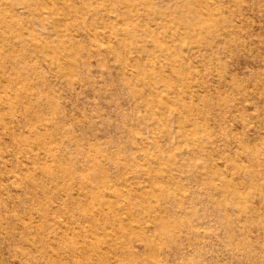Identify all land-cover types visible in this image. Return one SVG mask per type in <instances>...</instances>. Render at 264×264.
<instances>
[{"label":"rangeland","instance_id":"obj_1","mask_svg":"<svg viewBox=\"0 0 264 264\" xmlns=\"http://www.w3.org/2000/svg\"><path fill=\"white\" fill-rule=\"evenodd\" d=\"M0 264H264V0H0Z\"/></svg>","mask_w":264,"mask_h":264}]
</instances>
